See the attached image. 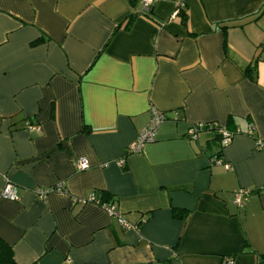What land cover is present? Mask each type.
<instances>
[{"label":"crops","instance_id":"0c3cea01","mask_svg":"<svg viewBox=\"0 0 264 264\" xmlns=\"http://www.w3.org/2000/svg\"><path fill=\"white\" fill-rule=\"evenodd\" d=\"M140 9L0 0V188L19 197L0 196V238L16 264H264V0ZM151 107L167 120L126 154ZM211 123L233 133L226 147L213 128L187 136ZM103 193L134 228L83 201Z\"/></svg>","mask_w":264,"mask_h":264},{"label":"built area","instance_id":"2783aa9c","mask_svg":"<svg viewBox=\"0 0 264 264\" xmlns=\"http://www.w3.org/2000/svg\"><path fill=\"white\" fill-rule=\"evenodd\" d=\"M153 3V0H141V14H144L146 16L151 15V5ZM182 1H179L177 6H181ZM177 7V8H178ZM177 12V9H176ZM151 117L149 123L140 131V133L137 135L136 139L132 141L126 148V154H134V153H140L142 151V148L145 144L154 141L157 130L159 126L167 120V116L165 113L159 111L155 107L150 108ZM216 128L218 135H219V144L221 148L226 147L232 140L233 133L226 130L223 127H220L214 123L211 124H194L190 126L187 130V136L190 139H196L198 133L203 128ZM26 128L29 131L37 130L38 127L34 126L32 124H27ZM256 147L260 150H264V140H257L256 141ZM215 161L220 162V158L215 159ZM123 163V159L118 161V164L121 165ZM226 168H229L228 164H224ZM74 167L77 171H83L89 167V163L87 159L85 158H78L75 163ZM64 188L61 184H58L52 188H35L34 193L39 199H45L48 194L52 192H63ZM251 190L248 188H239L236 192L233 194L232 203L236 206H243L245 200L250 195ZM0 196L11 200V201H17L18 200V188L14 184H12L10 181H6L5 184L0 188ZM85 201L94 202L97 205H99L101 208H103L110 216L114 217L117 221V223L125 230H129L134 228V225L124 220L123 216L118 212V210L114 207L112 203H107L99 200L97 196L94 194H91L86 198ZM224 264H232V260L227 258L224 262Z\"/></svg>","mask_w":264,"mask_h":264},{"label":"trees","instance_id":"16d2710c","mask_svg":"<svg viewBox=\"0 0 264 264\" xmlns=\"http://www.w3.org/2000/svg\"><path fill=\"white\" fill-rule=\"evenodd\" d=\"M181 7L179 6L177 8L180 9ZM151 17V16H150ZM254 74H251V70H249L248 68L245 70L246 75H248V77L252 80H255L256 77V69H253ZM213 129H216L215 127ZM217 131V130H216ZM218 135V132H217ZM219 138V135H218ZM219 141V139H218ZM109 195L103 193L102 197L99 198V200L103 201V202H107V203H112L110 201H108L109 199ZM174 215L178 216L179 212L174 210ZM0 264H16L13 258V251L10 245H8L7 243H5L1 238H0Z\"/></svg>","mask_w":264,"mask_h":264}]
</instances>
